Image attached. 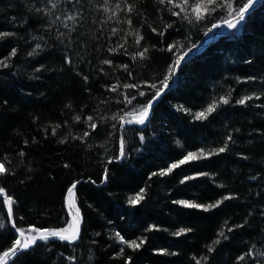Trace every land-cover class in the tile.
<instances>
[{
    "label": "trees",
    "instance_id": "16d2710c",
    "mask_svg": "<svg viewBox=\"0 0 264 264\" xmlns=\"http://www.w3.org/2000/svg\"><path fill=\"white\" fill-rule=\"evenodd\" d=\"M247 2L217 0L197 21L159 0H109L115 16L104 0H0V33L11 34L0 37V163L9 169L0 187L15 201L17 227L58 230L70 225L65 195L78 183L72 209L81 221L74 243L42 242L11 264H264V0L180 64L145 128H123L118 162V118L147 105L150 85L162 87L177 56L197 51L213 25ZM201 152L207 158L161 174ZM137 194L143 199L130 204ZM179 201L221 203L204 211ZM0 223L2 255L16 240L2 198ZM117 233L144 243L130 248Z\"/></svg>",
    "mask_w": 264,
    "mask_h": 264
},
{
    "label": "snow or ice",
    "instance_id": "6c2138e0",
    "mask_svg": "<svg viewBox=\"0 0 264 264\" xmlns=\"http://www.w3.org/2000/svg\"><path fill=\"white\" fill-rule=\"evenodd\" d=\"M104 2H105V7L103 10L105 12L112 11V9L107 6L109 4V0H104ZM159 2L161 4L167 2L168 4L172 5V7L179 8L181 10V12L185 13L186 19L189 17V15L194 13L195 19L197 21L205 19L206 16L211 14L212 11H215V6L217 4V0H198V2L194 3V4H190L189 0H179V2H176V0H159ZM255 2H256V0H248V2L243 5V7L239 8L234 14L235 18H236V22L233 23L232 20H230V19L226 20L225 23L227 24V27L228 28H235L237 26V24L242 22L245 19L246 13L250 10V8L254 5ZM125 3H126V0H125ZM53 7H55V4H53ZM127 7H128L129 12H131L133 10L131 5H128ZM115 8L121 9V4L116 3ZM189 8H191V13L188 12ZM172 14L173 15H179V13H177V12H173ZM112 15L115 16V15H117V13L115 11H112ZM230 15H233V14L230 13ZM111 18L112 17L110 16L109 19H111ZM57 19H59V17H57ZM68 19H73V17H68ZM128 23H129V25H131L130 20L128 21ZM65 27H67V25H65ZM169 27H170V25H169ZM213 27L214 28L219 27V25H213ZM112 31H113V33H115L117 31V29H113ZM209 31H211V29H209ZM160 34L163 35V32H161ZM7 35H11V34L10 33H0V37L7 36ZM142 39H143V37L140 36L137 32L136 33L137 45L140 44V41ZM120 47H123V45H121ZM175 47H176L175 45H170L168 48V51H172L173 48H175ZM112 51H115V49H112ZM147 51H148L147 49H144V51L139 52L138 53L139 57L141 59L146 58ZM15 54H16L15 49H13L12 55H15ZM31 54L32 53H30V55ZM187 55H188V53L184 52L183 54L177 56L176 60L169 67L168 75H166L165 79L161 82V84H162L161 88H156L155 84L150 85V87H152L153 89H156V92H155V96L152 97V100H150L147 105H145L144 107H142L140 109L135 110V113H128L127 115L129 118L127 120L123 116L118 118L121 122V127H123L125 124L136 123L139 125H143L145 123V121L148 119L150 109L153 106V102L156 99H158L159 96L162 94V92L170 86L168 81H169L171 76L175 75L174 69H176L180 66L181 62L185 59V57ZM133 59H135V57H133ZM104 63L110 64L111 61L106 60V61H104ZM0 64H3L5 67L7 66V64H5L4 61H2V60H0ZM123 67L125 69H127V65H124ZM116 87H117L116 85H113L110 90L115 91ZM123 87L124 88H136V87H138V85L125 84ZM139 95L143 96V95H145V93L140 92ZM132 99H135V97H132ZM250 99H252V97L249 96V97H246L244 99L237 101V103L244 104L246 102V100H250ZM228 102L229 101L226 98H221V100H220V103H223V104H227ZM128 103L129 104L131 103L130 99L128 100ZM216 107H217L216 103L209 105V107L206 110L198 112L195 114L196 119H198V120L206 119L208 115H210L213 111H215ZM133 115H135V119H132ZM77 119H79V117H77ZM91 119H92L91 117L88 118L89 121H91ZM113 119H117V117H113ZM90 126L92 129L96 128L95 124H91ZM84 135L87 136L88 133L86 132ZM141 139H143V138H141ZM229 139H231L230 136H229ZM61 143H63V141H61ZM226 147H227V145H225L224 147H220L219 149H217L213 152H209V153H207V156L222 153L226 150ZM21 155H23V153H21ZM120 155H121V157L124 156L123 139L121 140ZM207 156L203 152L198 153V154L197 153H189L182 160H180L178 163L172 164L171 167L169 169H167V171H165L161 174L166 175L168 172H171L172 169L178 168L181 165H183V164H185L191 160H195V159H199V158H207ZM8 171H9V169L6 168L5 164L0 163V176L6 175L8 173ZM75 188H76V184H73L68 189V196L71 197V201H72L70 207L75 206V198H76V194L74 191ZM0 197H3V202L5 205H7V209H8L7 219L9 221H13L14 216H15V212L13 210V205H14L15 201L12 199L11 195L8 194L3 187H0ZM230 198H232V197H229V196L224 197L225 200L230 199ZM142 199H143V195L137 194L135 197L129 198V203L132 205H135V204L139 203V201ZM178 203L182 204L184 207L203 208L204 211H208L210 208L217 207L221 203V201H217L215 204H211V205H208L206 207L198 205V204L189 203L186 201H179ZM77 217H79V209L78 208L75 209V216L73 217L72 224H70L66 228H61L58 230H38L36 228H29L27 230H24V229L17 227V225L13 222L12 227L19 234V237L14 241V243L10 249H8L7 251L3 252L2 255H0V264H7V261L9 258L16 257L19 253L24 252V251L32 248L33 246L36 245L37 241H43L46 243L51 238H57L62 242L66 241L69 244L74 243L78 239L79 231H80V221L77 219ZM3 227H4L3 223H0V228H3ZM229 231H231V229H229ZM33 233H35V234L33 235ZM181 234H183V230L181 232L176 233V235H181ZM220 235H223V233H221ZM117 239L120 241V243H127L128 247L133 248V249L139 248L140 245L144 243L143 240H141L139 243H137L135 241L126 242L119 235V233H117ZM216 243H219V241H216ZM212 250H213L212 248H209V251H212ZM239 259L243 260L244 257L241 256V257H239ZM197 264H200L199 260L197 261Z\"/></svg>",
    "mask_w": 264,
    "mask_h": 264
},
{
    "label": "water",
    "instance_id": "95a60500",
    "mask_svg": "<svg viewBox=\"0 0 264 264\" xmlns=\"http://www.w3.org/2000/svg\"><path fill=\"white\" fill-rule=\"evenodd\" d=\"M261 2H262V0H259L255 5H253V6L250 8V10L246 13V15H247V14H250L253 10H255V9L260 5ZM228 20H229V19H228ZM230 20H232V22L235 23V22H236V18H235V16L232 17V18H230ZM218 25H219V27H215V28L213 29V32H212V34H211V38H210V40H209L208 42L203 43V44L201 45V47H200L197 51H195V52H189L188 55L185 57V59L181 62V64L184 63L188 58H191V57H193V56H195V55H198L201 51H203L204 49H206L207 46H208L209 44H211L212 42L215 41V39H216V37L218 36L219 33L223 32L224 30H226V29L228 28V27H227V24L225 23V21L219 23ZM174 71H175V75H173V81H172V84H171L167 89H165V90L162 92L161 95H163L164 93L168 92L170 89L174 88V86L176 85V79H177V68L174 69ZM161 95H160V96H161ZM160 96H159V97H160ZM156 100H157V99H156ZM156 100H155V101H156ZM155 101H154V102H155ZM154 102H153V103H154ZM150 113H151V109H150V112H149L148 119L145 121V123H144L143 125H139V124H136V123L125 124L123 127H121V125H120V149H121V140H122V130H123V128L126 127V126H128V125H134V126H136L138 129H140V130L144 129L145 126H146V124H147V122H148V120H149ZM123 158H124V156L121 157V155H120V153H119L118 162H121V161L123 160ZM74 184H76V187H77L78 183H74ZM75 189H76V188H75ZM75 189H74V190H75ZM0 198L3 199V197H0ZM68 201H69V196H68V191H67V192H66V195H65V209H66V213H67V216H68V219H69V223L72 224V222H73V218H72V216H71V214H70V211H69ZM7 216H8V209H7ZM8 221H9V220H8ZM13 222H14V221H9V225H10V228L12 229L13 234L16 236V239H17V238L19 237V234H18V233L16 232V230L12 227V223H13ZM80 227H81V221H80ZM79 235H80V231H79ZM78 238H79V237H78ZM77 240H78V239H77ZM48 241H59V242H62V241H60V240L57 239V238H51V239H49ZM42 242H43V241H37L36 244H39V243H42ZM64 243H68V242L64 241ZM30 249H31V248H30ZM28 250H29V249H28ZM26 251H27V250H26ZM24 252H25V251H24ZM21 253H22V252H21ZM21 253H19V254H21ZM19 254H18V255H19ZM18 255H17V256H18ZM17 256H16V257H17ZM16 257H11V258H9L8 261H7V264H11V262H12Z\"/></svg>",
    "mask_w": 264,
    "mask_h": 264
},
{
    "label": "bare ground",
    "instance_id": "6f19581e",
    "mask_svg": "<svg viewBox=\"0 0 264 264\" xmlns=\"http://www.w3.org/2000/svg\"><path fill=\"white\" fill-rule=\"evenodd\" d=\"M70 200L68 201V206H69V211H70V214L72 216V218L75 216V211L72 209V207H70Z\"/></svg>",
    "mask_w": 264,
    "mask_h": 264
},
{
    "label": "rangeland",
    "instance_id": "374dc122",
    "mask_svg": "<svg viewBox=\"0 0 264 264\" xmlns=\"http://www.w3.org/2000/svg\"><path fill=\"white\" fill-rule=\"evenodd\" d=\"M213 32V31H212ZM212 32H210L209 34H207L206 38H205V42H207L210 38H211V34ZM77 219L79 220V217H77Z\"/></svg>",
    "mask_w": 264,
    "mask_h": 264
}]
</instances>
